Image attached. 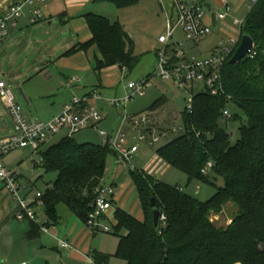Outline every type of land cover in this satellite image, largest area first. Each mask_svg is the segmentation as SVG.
<instances>
[{"label":"trees","instance_id":"obj_1","mask_svg":"<svg viewBox=\"0 0 264 264\" xmlns=\"http://www.w3.org/2000/svg\"><path fill=\"white\" fill-rule=\"evenodd\" d=\"M91 2L121 10L137 5L139 0ZM83 18L91 39L67 54L95 48L99 57L94 59L93 72L97 77L103 69L113 66L133 70L138 58L133 56L132 41L122 26L98 15ZM240 35L252 39L253 57L231 64L233 52L221 72L223 95H195L192 112L182 113L184 133L156 151L162 163L185 175L188 185L199 182L214 187L209 179L212 174L214 181L222 180L223 186L201 202L178 186L163 184L142 170L130 171L144 219L139 222L120 209L114 212L112 234L118 239L114 257L124 264H264V0H258L247 13ZM164 102V98L156 100L149 109H159ZM230 105L245 118L235 144L219 125L222 110ZM235 119L233 116L231 120ZM39 155V168L56 175L42 192L46 219L43 227L60 223L59 207L86 225L92 192L104 181L107 162L114 152L108 144H79L74 138L64 137ZM208 163L211 170L207 175L201 174ZM152 199L155 209L165 217L164 226L156 229ZM228 204L234 215L222 228L210 217L221 214ZM30 224L26 238L32 240L40 229L38 223ZM101 258L92 255L96 264ZM104 258L108 260L110 256Z\"/></svg>","mask_w":264,"mask_h":264},{"label":"crops","instance_id":"obj_2","mask_svg":"<svg viewBox=\"0 0 264 264\" xmlns=\"http://www.w3.org/2000/svg\"><path fill=\"white\" fill-rule=\"evenodd\" d=\"M19 1L21 0H0V15L12 4ZM252 1H196V3H199L203 7L205 12L204 23L212 31L209 35L212 39L204 50L207 57L214 53L218 47L226 44L231 38H241L240 29L233 22L244 21ZM185 2L188 3V0H185ZM138 4H140V0ZM107 7H109V4L94 5L91 0H46L45 3L38 5L42 20L35 24L31 23L30 10L26 9L24 16L14 27L10 28L7 38L0 46V79L5 83L7 81L17 84L22 83L19 91L26 101V105L29 108L34 107L37 109V113L43 116L46 119L45 121L57 115L73 96L85 97L94 93L100 99H90L89 103L94 107L97 102L104 103L105 105L102 107L98 106L99 108H97L100 110L101 115L107 113V115L103 116L105 118L99 127L107 132L110 131L109 133L115 130L121 113L118 112L117 108L109 106V99H103L99 94L98 88H103L104 92L110 96L113 95L112 97L120 98L118 87L127 69H120L117 66L109 67L103 69L97 77L93 72L94 59L95 57H99L95 48L92 47L86 52H77L72 55L67 54L73 47L85 44L91 39V34L83 18L85 15L93 14L106 17L110 22H118L120 24L115 12L113 13ZM219 14H224V20L219 21L217 19ZM112 17L115 18L113 19L114 21H112ZM54 22L57 23V26H54ZM176 34H180L184 42L187 41L182 32L177 31ZM126 35L128 36L127 33ZM207 38L202 43L200 42L201 44L198 43L199 45L193 44V46L189 44L190 47H182L186 44L182 43L179 39L175 43L179 45V48L187 57H191L195 56L192 55L194 50L199 46L205 45L208 41ZM133 56H135L134 52ZM94 81L98 83V88L92 85ZM51 97L54 100L43 102V100ZM163 98L165 99V97ZM39 102L42 103L40 104ZM16 104L19 106L18 103ZM107 105L110 107L108 110H106ZM19 108L22 113V108L20 106ZM159 109H163V105ZM137 112L133 114H137ZM106 128L109 129L107 130ZM12 131V119L5 103L0 99V140L9 137ZM64 135L62 138H64ZM5 158L6 156L2 158V164L6 167L4 163ZM17 176L23 183L20 176ZM129 183L132 185L130 178L126 182L121 183L123 184V189L115 196L110 214L113 213L114 215L115 210L118 208L137 221L142 222L144 217L141 208H137L140 209V212L135 211L134 208L127 211L124 208V202L121 201V194ZM132 188H134L133 185ZM0 193L6 194L11 200H9L8 204L6 202L4 207V210H7L10 215L5 220L10 218L13 223L18 225L16 228L8 225L5 232L9 231L11 234L7 238H0V258H3L4 264H48L49 257H47L46 253L53 257L54 264H89L90 261L92 264H96L95 260L92 259L93 254L103 257V259L99 260L100 263L97 264H109L110 258L105 260L104 256H110L108 252L112 251L106 250L104 245L99 241L96 243L91 238V236L94 237L96 234H91L87 226L82 222L80 224L79 220H73L71 218L72 215H63L60 223L56 226L50 225L44 227L48 229L47 233H44L41 229L46 223L45 219L42 225L40 223L37 224L40 229L38 237L32 240L27 239L26 235L31 231V222L28 220L17 221L15 219L18 209L17 202L2 188H0ZM1 203L0 196V207L3 208ZM69 224L72 225L69 226ZM43 236H47L48 238H42ZM63 242L69 244L70 248L65 249L61 247V243ZM114 248L115 244H113L112 250ZM2 250L5 252L4 256L1 255Z\"/></svg>","mask_w":264,"mask_h":264},{"label":"built area","instance_id":"obj_3","mask_svg":"<svg viewBox=\"0 0 264 264\" xmlns=\"http://www.w3.org/2000/svg\"><path fill=\"white\" fill-rule=\"evenodd\" d=\"M257 1L251 2L249 11ZM45 2L46 0H21L8 7L0 15V46L7 38L10 28L14 27L24 16L26 9L30 10L31 23L35 24L41 21L42 15L38 5ZM159 3L162 6L163 0H159ZM204 16L205 12L199 3L170 0V13L166 14L165 17V34L158 37L157 40L159 48L155 51L156 65L152 75L140 81L128 83L126 90L130 92L129 96L125 95L108 100L110 107L123 109L120 123L111 133L99 127L103 121V116L89 103L90 99H100L94 93L85 97L73 96L60 113L48 121L28 122L16 104L9 86L0 79V99L5 103L13 122L12 134L0 140V188L17 202L18 209L15 214L17 221L28 220L36 223L34 209L42 206V193L37 192L33 197H30L29 186L23 184L14 172L2 164V158L11 152L28 150L37 155L43 150L48 140L59 133H64L65 138H73L83 131L93 130L99 134L102 140L101 144H108L114 152L113 161L117 172L121 168L136 171L138 169H133L130 162L138 153L140 145L152 147L169 136H179L184 133L182 114L178 124V117L175 114L168 115L162 109L148 110L134 115L127 113L128 104L135 97L144 96L145 91L151 87L152 78L170 81L181 90H185L187 97L184 112L189 114L192 112L195 96L193 94L194 84L200 83L201 92H207L212 97L223 95L222 68L225 61L235 52L240 38H231L207 58L187 57L178 44L172 43L177 31L182 32L184 38L193 44H198L206 39L212 31L204 23ZM224 17V14H219L217 19L222 21ZM233 24L240 29L243 21H234ZM252 54L253 48L247 56L252 58ZM232 117L227 108L222 110V121H230ZM157 160L161 161L158 158ZM211 168L212 165L208 163L201 174L207 175ZM143 174L151 177V174L146 171H143ZM116 189L115 183L106 185L103 181L93 190L91 211L87 216L86 224L91 234L99 232L109 234L112 232L108 227L100 229V224L103 220L108 221L117 195ZM195 193L197 194V191ZM164 223L165 217L160 214L158 227H163ZM41 229L44 233L48 232L47 228L42 227ZM61 247L69 249L70 245L63 242Z\"/></svg>","mask_w":264,"mask_h":264},{"label":"rangeland","instance_id":"obj_4","mask_svg":"<svg viewBox=\"0 0 264 264\" xmlns=\"http://www.w3.org/2000/svg\"><path fill=\"white\" fill-rule=\"evenodd\" d=\"M197 0H188L190 2H196ZM109 8L113 13L115 12L116 17H118L119 22L123 28V30L128 34L130 40L133 44V52L134 55L138 57V63L134 67L133 70H126L124 78L120 81V85L118 87L120 97L125 95L129 96L130 92L126 90V86L130 82L140 81L142 79L147 78L152 75V72L155 69L156 65V55L155 50L159 48L157 45L158 37L165 34V17L166 14L170 13V0H163V5L159 3V0H140V4L124 9L123 11H117L112 5H109ZM118 12V13H117ZM158 16V17H157ZM112 17V21H114ZM163 22V25H162ZM54 26H57V23L54 22ZM179 32V31H178ZM180 34H176L172 43L177 41L178 39L185 43L182 47H190L189 44L193 45L192 42L186 41L184 42L183 38ZM211 36L207 38V42L203 46H199L192 55L201 58H207V54H205L204 50L207 45H209ZM202 43V42H201ZM199 43V44H201ZM198 44V45H199ZM194 46V45H193ZM12 91L16 103L22 108V113L26 120L29 121H45L46 119L37 113V109L34 107H28L26 105V101L22 97L19 89L21 88L22 83H10L6 82ZM98 88V83L94 81L92 84ZM99 94L103 99H115L116 97H112L109 94H106L103 88H98ZM200 83L194 84L193 94L197 95L201 92ZM79 97V96H77ZM165 97V102L163 104V111H165L168 115L175 114L178 117V124L180 115L184 112L185 108V100L187 97V92L185 90H181L178 86L170 81H164L160 78H152L151 79V87L145 91L143 97H135L132 102L128 104L127 113L132 115L134 112L138 111V113L144 111H148V107L153 104L154 101L160 100ZM119 98V97H117ZM47 100H54L53 97L49 99L43 100L46 102ZM40 103V102H39ZM42 103V102H41ZM40 103V104H41ZM95 107L103 106L104 103L97 102L95 103ZM99 108V107H98ZM97 110L100 112V110ZM110 108L107 105V109ZM112 109V108H111ZM229 113L234 116L235 120L230 121H220L219 125L224 128L227 133L231 135V144H235V142L239 138V127L242 123H245V118L242 112L235 106H228ZM116 110V109H114ZM118 112L121 113L123 109L117 108ZM140 111V112H139ZM60 113V112H59ZM58 113V114H59ZM107 113H104L105 116ZM134 115V114H133ZM47 117V116H46ZM116 117V116H115ZM105 117H103L104 119ZM121 116L119 118L118 124L120 123ZM116 125V128L118 126ZM115 128V129H116ZM102 129V128H100ZM107 130L109 128H106ZM104 130V129H103ZM106 131V130H105ZM110 132V131H108ZM63 133H59L56 136L50 138L44 148L46 149L48 146L57 143L63 137ZM176 136H169L166 139H163L160 143L147 147L144 144L139 146L138 153L134 156L133 160L130 162V165L133 169L145 170L150 173L151 176L160 181L163 184L168 186H178L181 188L186 194L191 195L201 202H205L210 199L216 189L221 188L223 186L222 180L216 179L214 181L213 175H209V179L212 183H214V187L211 185H205L199 182H192L191 184H187V178L182 173L165 166L161 161L156 158V151L173 140ZM74 140L79 144H92V145H101L102 140L99 134L93 130H86L74 137ZM43 148V149H44ZM40 160L39 154H32L28 150H16L6 156L4 163L6 168L11 172H14L16 175H19L23 181V184H27L29 186L28 192L30 193V197H33L37 192H44L48 189L51 183L55 180L56 175L49 173L46 174L39 168L38 163ZM107 175L104 179V184L110 185L111 183H115L117 186V193L123 189V182H126L129 179V168H121L117 172V168L114 164L113 158H109L106 166ZM197 191V194L195 192ZM1 196V205L0 207V238H7L9 231L5 232L6 227L8 225H12V228H16L18 226L16 223L6 217L9 215L7 210H4L5 204L9 203V197L6 194L0 193ZM11 201V200H10ZM121 201L124 202V208L127 211H130L134 208L135 211L140 212V208L138 205L137 193L132 188L131 183L125 188L124 192L121 194ZM14 203V202H13ZM119 207V206H118ZM2 209V210H1ZM118 209V208H117ZM116 211V210H115ZM36 214V223H40L41 225L45 221L44 211L42 206H38L37 209L34 210ZM59 212L61 216L67 214L64 207H59ZM234 215V209L231 204L226 205L223 208L221 214L216 216H211L210 220L214 222L219 227H226L232 217ZM10 216V215H9ZM73 220H77L74 216L71 217ZM80 224H82L79 221ZM27 225V224H26ZM72 224H69L71 226ZM102 229L103 227H108L113 230L114 226V217L113 213L109 215L108 221H101L100 224ZM42 238H48L47 236H43ZM95 240L96 243L98 241L104 245V248L110 254L109 264H124L121 260L114 257L117 249V238L114 237L112 233L105 234L102 232L96 233L94 237L91 236ZM117 242V243H116ZM115 244L114 250H112V246ZM1 255H5L4 250H2ZM49 263L54 264L53 257L49 256L46 253ZM3 258H0V264L3 263ZM89 264H92L90 261Z\"/></svg>","mask_w":264,"mask_h":264},{"label":"water","instance_id":"obj_5","mask_svg":"<svg viewBox=\"0 0 264 264\" xmlns=\"http://www.w3.org/2000/svg\"><path fill=\"white\" fill-rule=\"evenodd\" d=\"M252 48H253L252 39L246 35L241 36L239 45L236 48V50H235V52H234V54L230 60V63L231 64L239 63L241 60H243L244 58L247 57V55L252 50ZM155 206H156L155 200L152 199L151 200V207L154 209L153 214H152V222H153V227L156 229L158 227L160 212L155 209Z\"/></svg>","mask_w":264,"mask_h":264}]
</instances>
